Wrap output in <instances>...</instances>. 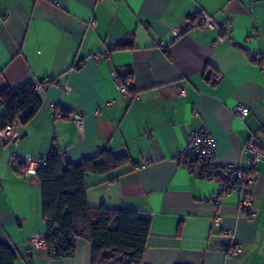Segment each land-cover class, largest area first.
<instances>
[{"label":"crops","instance_id":"obj_1","mask_svg":"<svg viewBox=\"0 0 264 264\" xmlns=\"http://www.w3.org/2000/svg\"><path fill=\"white\" fill-rule=\"evenodd\" d=\"M200 13L230 22L229 36L190 29ZM263 63L264 0H0V89L44 85L39 109L17 125L19 142L0 139V241L16 251L14 264H90L83 238L64 258L31 242L47 228L40 185L8 162L12 152L42 155L52 146L72 164L101 148L128 156L110 172L86 175L87 203L150 219L141 264H264V155L249 173V218L237 193L214 204L216 180L175 160L201 127L216 140L220 166L247 160L243 146L264 128ZM113 72L131 75L132 92L121 91ZM238 104L249 109L244 121L232 113ZM74 110L84 114L79 127L68 118ZM232 246L242 252L229 256Z\"/></svg>","mask_w":264,"mask_h":264},{"label":"trees","instance_id":"obj_2","mask_svg":"<svg viewBox=\"0 0 264 264\" xmlns=\"http://www.w3.org/2000/svg\"><path fill=\"white\" fill-rule=\"evenodd\" d=\"M125 46L119 43L115 48ZM117 79L130 80L131 75H117ZM0 103L3 107L0 128H3L16 121L29 120L41 106V99L34 83L27 82L16 88H1ZM128 162L126 154L116 156L107 148H101L97 155L77 164L67 161L55 146L45 154V163L37 168L35 176L41 190L49 257H70V251L75 250L76 242L72 239L75 237L90 242V264H141L150 219L144 218L137 209H112L104 203L97 206L87 203L86 175L107 173ZM203 174L205 169L200 168V175ZM16 256L11 246L0 241V264H14Z\"/></svg>","mask_w":264,"mask_h":264},{"label":"built area","instance_id":"obj_3","mask_svg":"<svg viewBox=\"0 0 264 264\" xmlns=\"http://www.w3.org/2000/svg\"><path fill=\"white\" fill-rule=\"evenodd\" d=\"M230 22L217 24L210 16L200 13L193 16L188 21V27L190 29L195 28L197 30L201 28L216 29L218 28L223 36H229L230 34ZM174 37L180 36V30L173 28L171 31ZM249 59L251 61H258L260 54L258 52H250ZM261 70L264 74V64L261 65ZM113 76L116 80V85L121 91L128 95L129 79L119 81L117 79V73L113 72ZM220 74H209V81L215 83L219 81ZM43 84L39 82L34 83V89L40 93L43 89ZM176 91L179 94H183L185 89L176 87ZM248 107L245 105H236L232 113L239 120L244 121L248 114ZM68 118L76 125L81 126L84 118V114L79 110H74L68 114ZM18 121L13 124H7L3 128H0V139L4 143L17 144L20 137L17 133ZM264 141V128L259 129L257 132L251 134L247 139L244 150L248 153V158L243 164H228L220 166L217 162L216 147L217 143L211 133L204 127L192 130L188 133L185 144L178 151L175 160L178 164H181L189 169H205V175L216 180L218 189L212 196L211 201L214 204H218L220 198L230 192H235L239 195L238 205L239 208L247 212L246 218L252 217L254 212L251 210L252 195L249 189L251 182V175L249 171L255 166V161L264 155L263 149ZM45 154L39 155H20L17 152H12L9 158L8 165L22 164L24 171L27 175H35L38 167L44 165ZM46 232L41 236H35L31 239V242L35 248L46 247ZM76 242V238L72 237ZM229 256H237L242 252V249L237 246H232L225 250ZM53 254L56 253L52 250ZM74 251H70V257Z\"/></svg>","mask_w":264,"mask_h":264}]
</instances>
